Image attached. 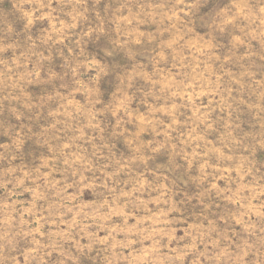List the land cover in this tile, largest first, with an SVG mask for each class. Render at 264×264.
<instances>
[{
  "label": "clouds",
  "instance_id": "obj_1",
  "mask_svg": "<svg viewBox=\"0 0 264 264\" xmlns=\"http://www.w3.org/2000/svg\"><path fill=\"white\" fill-rule=\"evenodd\" d=\"M94 3L99 4L100 0ZM206 3L208 0H174L166 7L156 5L152 9L145 5L139 12L140 22L157 29L154 33L157 43L167 39L159 28L171 29L176 35L175 48L180 53L173 60L171 50L165 47L163 51L169 53L167 61L158 53L153 56L166 70L163 79L157 71L150 83L140 88L125 76L119 79L117 92L109 99L112 89L106 92L101 83L107 76L105 66L95 60L86 66L77 64L86 85L77 82L80 76L72 70L71 75L50 73L46 69L48 59L40 54L45 34L34 36L32 33L37 22L55 21L51 31L60 32L75 28V23L64 24L69 16L73 22L87 21L89 8L83 6L82 0L72 5V12H66L68 0H14L13 7L24 21V39L21 41L13 25L0 29V113L6 111L17 122L30 119L27 114L39 117L40 101L27 95L30 85H39L52 94L48 99L54 105L62 103L57 123L52 125L61 131L59 136L54 134L50 139H45L43 134L38 136L46 151L30 167L17 162V153L25 143L26 125L4 127L3 135L10 143L0 145L3 149L0 160L6 161V166L0 167V264H20L17 257L24 254L20 242L30 238L35 243L40 227L47 222L43 215L40 221L34 219L41 200L56 201L57 206L72 202L75 207L76 201L70 200L69 190L79 199L82 191L100 199L91 198L95 203L81 210V222L87 218L91 237L81 243L79 225L69 229L68 238L74 241L75 247L58 257L61 264H73L81 256L90 259L92 264H97L98 256L101 264H264V223L259 219L242 235L230 230L224 233L223 229L229 227L225 221L220 232L206 233L192 250L171 246L178 241L169 240V225L162 222L163 215L153 218L150 225L138 219L151 216L148 205L152 204L154 195L157 210L169 203L153 181L147 179L161 171L150 159L160 140H164L165 146L175 141L179 148L182 140L189 139L185 135L188 132L193 136L197 130L212 134L213 121L207 116L212 106L199 109L202 115L193 114L197 105H204L205 101L196 95L202 81L192 68L191 53L195 50L188 47L191 38L210 46V50H215L214 42L221 38L226 42L233 37L243 38L249 44L245 63L253 65L257 74L264 73V0H227L210 11L203 9ZM96 19L98 22L83 32L84 37L104 35V20L99 13ZM157 20L167 23L157 28ZM197 27L204 29V36L197 34ZM47 39L51 40V35ZM183 53L189 55L181 60ZM103 54L111 57L114 51L106 48ZM177 63L181 68L172 79L167 69ZM85 67L98 69L96 76L85 75ZM59 93L78 95L80 103L68 105ZM116 97H120L119 101ZM133 101L137 102L135 106ZM140 108L150 117L143 123L137 120ZM146 135L152 137L151 144L144 142ZM117 144L123 145L126 154L119 151ZM221 147L226 155L214 162L231 170L224 172L228 181L225 195L241 201L246 206L241 210L264 209V159L261 158L264 130L241 136L239 140L229 138ZM25 193L31 199H26ZM58 210L65 211V208ZM114 217H120L121 223L109 231ZM98 232L103 235H96ZM36 252L34 248L33 253ZM93 252L96 255H91Z\"/></svg>",
  "mask_w": 264,
  "mask_h": 264
},
{
  "label": "rangeland",
  "instance_id": "obj_2",
  "mask_svg": "<svg viewBox=\"0 0 264 264\" xmlns=\"http://www.w3.org/2000/svg\"><path fill=\"white\" fill-rule=\"evenodd\" d=\"M76 2L77 0H68L66 12H72V5ZM173 2L174 0H100L99 4H95L94 0H82L83 6L89 8L90 14L86 13L87 21L73 22L71 16L67 20L61 17L64 24L75 23V28H64L60 32L51 31L56 25L55 21L37 22L32 33L34 36L42 32L45 34V42L40 54L48 59L46 69L50 73L71 75L74 72L80 76L77 64L86 66L93 60L105 66L107 76L101 83L106 92L112 89L109 93L111 99L117 92L116 85L119 79L125 76L140 88L148 85L153 73L157 71L163 79L166 70L159 60L153 59V56L158 53L167 61L169 53L163 51L165 47L171 50L173 60L180 53V49L175 48V33L171 29L159 28L160 24L167 22L156 21L161 34L167 35V39L157 43L154 35L157 29L150 25L146 27L140 22L139 15L145 5L152 9L156 5L166 7ZM226 2L227 0H208L203 9L210 11ZM13 3L14 0H0V29L5 25H13L23 41L24 21L21 14L13 7ZM96 13H99L104 20L105 33L103 36L84 37L83 32L88 31L98 22ZM196 32L199 36H204L203 28L197 27ZM49 35L52 37L51 40L47 39ZM188 47L195 50L191 53L192 68L194 74L199 73L198 78L202 81L201 86L196 89V95L205 101L204 105H197L193 114L202 115L199 109L212 106V111L207 113L208 119L213 121L212 134L197 130L193 136L188 132L185 135L189 139L182 140L179 148L175 141L165 146L164 140H160L150 159L161 171L156 172L155 177H147V179L153 181L156 189L169 203L167 207L161 206L157 210L154 207L156 204L154 195L152 204L148 205L151 216L138 219L150 225L153 218L163 215L162 222L169 225L167 229L169 240L178 241V244L171 246L192 250L195 242L206 233L220 232L221 224L225 221L228 222L229 227L224 228L223 232L228 233L230 230L238 235L247 233L256 225L258 219L264 223V215H261L264 209L241 210L246 208L241 201L225 195L228 181L224 177V172L231 170L214 162V159L220 160L226 155L221 145L226 144L229 138L239 140L241 136L254 135L264 130V73L257 74L253 65L245 63L249 44L243 38L237 40L233 37L230 42L221 38L214 42L215 50H210V46L202 44L193 37ZM106 48H112L114 55L105 57L103 50ZM128 53L133 55L130 57ZM188 55L183 53L180 59L183 60ZM180 68L179 63L169 65L167 71L171 73L172 79ZM97 71L96 68L85 67V75L91 73L95 77ZM77 82L86 85V80L82 76ZM27 95L35 96L40 101V116L36 118L32 114H27L30 119L17 122L6 111L0 113V145L10 143L9 138L3 135L5 126L15 124L16 127H20L21 123L26 125L25 143L22 150L17 153V162L32 167L38 163L40 154L46 151V146L39 142L38 136L43 134L45 139H50L54 134L60 135V128L58 126L53 128L52 125L57 123L62 103L57 102L54 105L48 99L52 94L39 85H30ZM59 95L64 97L68 105L80 103L78 95L68 96L64 93ZM116 99L119 101L120 97ZM136 103L133 101L134 106ZM145 119L150 117H146L145 110L140 108L137 120L143 123ZM112 123H115L114 119ZM168 138L171 139L170 135ZM144 142L151 144L152 137L146 135ZM65 146H67L66 142ZM116 147L126 154L122 144H117ZM0 151L3 149L0 148ZM261 158L264 159V154ZM5 166L6 161L0 160V167ZM217 172L220 175H216ZM56 179L58 180L59 177ZM68 195L71 201H76L75 207L72 206V202L59 206L56 201L39 202L38 214L34 219L40 221L43 215L47 222L40 227L35 243L30 238L20 242L19 247L24 251L23 255L17 257L20 264H61L58 257L75 247L74 241L68 238L69 229H76L78 225L82 230L81 243L89 240L92 235L89 231L91 225L87 222V218L83 223L81 222V210H86L95 203L91 198L99 200L100 197L82 191L79 194L82 199H79L71 190ZM25 198L31 199L27 193ZM59 207L65 208V211H59ZM177 209L179 214H176ZM111 223L113 224L109 225V231L121 223V218L114 217ZM96 235L102 236L103 232H98ZM34 248L37 250L36 253H33ZM96 252H99V248ZM96 252L91 255H96ZM30 253L32 254L29 255ZM73 264H92V261L81 256L75 259ZM97 264H101L99 256Z\"/></svg>",
  "mask_w": 264,
  "mask_h": 264
}]
</instances>
